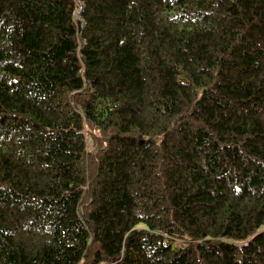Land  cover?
Returning a JSON list of instances; mask_svg holds the SVG:
<instances>
[{
  "label": "trees",
  "instance_id": "16d2710c",
  "mask_svg": "<svg viewBox=\"0 0 264 264\" xmlns=\"http://www.w3.org/2000/svg\"><path fill=\"white\" fill-rule=\"evenodd\" d=\"M263 221L264 0H0V264H264Z\"/></svg>",
  "mask_w": 264,
  "mask_h": 264
},
{
  "label": "bare ground",
  "instance_id": "6f19581e",
  "mask_svg": "<svg viewBox=\"0 0 264 264\" xmlns=\"http://www.w3.org/2000/svg\"><path fill=\"white\" fill-rule=\"evenodd\" d=\"M231 32H232V31H231ZM228 33H229V30H228ZM213 81H214V80H213ZM210 82H211V81H210ZM204 84H205V83H204ZM214 90H215V89H214ZM223 92H224V91H223ZM220 94H221V93H220ZM200 100H201V99H200ZM205 100H206V99H205ZM260 157H261V156H260ZM225 192H226V191H225ZM233 193H234V192H233ZM240 193H241V192H240ZM231 194H232V193H231ZM241 194H242V193H241ZM226 195H227V194H226ZM237 198H238V197H237ZM243 199H244V198H243ZM233 200H234V199H233ZM247 200H248V198H247ZM228 202H230V201H228ZM233 203H234V201H233ZM236 203H237V202H236ZM246 204H247V203H246ZM250 204H251V203H250ZM239 205H240V204H239ZM258 207H259V206H258ZM258 207H257V208H258ZM245 208H247V207H245ZM257 208H256V209H257ZM223 209H224V208H223ZM253 209H254V208H253ZM248 210H249V209H248ZM159 211H161V210L159 209ZM250 211H251V210H250ZM252 211H253V210H252ZM261 211H262V210H261ZM254 212H255V210H254ZM158 213H159V212H158ZM158 213H157V214H158ZM224 214H225V213H224ZM226 214H227V213H226ZM227 216H228V215H227ZM262 217H263V216H262ZM142 219H143V218H142ZM154 220H155V219H154ZM145 222H146V221H145ZM177 222H178V221H177ZM263 222H264V221H263ZM153 223H154V222H153ZM158 223H159V222H158ZM171 224H172V223H171ZM178 224H181V222H179ZM181 226H182V225H181ZM230 226H231V225H230ZM151 227H152V226H151ZM233 227H234V224H233ZM158 228H159V227H158ZM165 228H166V227H165ZM229 228H230V227H229ZM183 229H184V228H183ZM184 230H185V229H184ZM188 230H189V229H188ZM190 230H191V229H190ZM231 230H232V229H231ZM192 231H193V230H192ZM186 232H187V231H186ZM189 232H190V231H189ZM131 234H132V233H131ZM164 252H165V251H164ZM165 253H166V252H165ZM176 253H177V252H176ZM202 253H203V252H202ZM183 255H184V254H183ZM164 257H165V256H164ZM164 257H163V258H164ZM171 257H172V256H171ZM165 258H166V257H165ZM169 258H170V257H169ZM188 259H189V258H188ZM166 260H167V259H166ZM157 262H158V261H157ZM164 262H165V261H164ZM187 262H188V261H187ZM187 262H186V263H187ZM160 263H161V262L159 261L158 264H160ZM169 263H170V262H169ZM172 264H173V263H172ZM176 264H177V263H176Z\"/></svg>",
  "mask_w": 264,
  "mask_h": 264
},
{
  "label": "water",
  "instance_id": "95a60500",
  "mask_svg": "<svg viewBox=\"0 0 264 264\" xmlns=\"http://www.w3.org/2000/svg\"><path fill=\"white\" fill-rule=\"evenodd\" d=\"M83 9H84V5H81L79 16H80V13L83 11Z\"/></svg>",
  "mask_w": 264,
  "mask_h": 264
}]
</instances>
